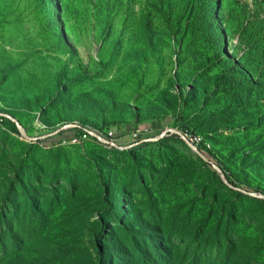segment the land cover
Returning a JSON list of instances; mask_svg holds the SVG:
<instances>
[{
	"label": "rangeland",
	"instance_id": "374dc122",
	"mask_svg": "<svg viewBox=\"0 0 264 264\" xmlns=\"http://www.w3.org/2000/svg\"><path fill=\"white\" fill-rule=\"evenodd\" d=\"M153 1L0 0V116H12L35 138L23 136L12 119L0 122V207L9 212L20 204L32 211L27 198L33 196L49 223L45 241L53 248L70 245L78 264H98L94 235L103 232L100 215L110 218L105 193L126 184L137 202L144 190L137 174L151 170L146 182L167 185L168 204L181 200L195 216L212 214V224L229 222L248 252L232 251L228 264H264V128L255 126L254 116V110L264 111V101L232 104L236 89L205 100L203 78L195 87L190 82L200 74L199 68L193 72L196 46L180 66L188 40L167 30ZM168 3L183 12V0ZM149 11L156 27L143 34L138 20ZM218 11L230 52L242 56L248 49L243 28L264 17V0H221ZM260 70L253 68L255 77ZM189 120L198 130L185 125ZM77 126L98 134L115 128L119 136L117 142L82 139V132L68 130L56 136ZM135 128L150 134L130 144ZM187 128L195 133L187 139L214 156L209 165L180 136L168 131L159 137ZM48 136L56 137L39 142ZM219 160L236 186L214 167ZM196 194L205 200L201 207L192 200ZM215 201L219 211L210 208ZM115 233L132 248L126 230ZM210 239L180 235L167 246L189 264L197 255L215 258L219 247Z\"/></svg>",
	"mask_w": 264,
	"mask_h": 264
},
{
	"label": "trees",
	"instance_id": "16d2710c",
	"mask_svg": "<svg viewBox=\"0 0 264 264\" xmlns=\"http://www.w3.org/2000/svg\"><path fill=\"white\" fill-rule=\"evenodd\" d=\"M46 1L51 2L52 0ZM220 2L221 0H183L182 13H178L174 6L169 5L168 0H154L151 3L155 5V12L158 13L159 19L163 20L167 30L174 34L181 33V37L188 40L187 46L182 44L183 50L178 55L180 66L187 61L185 58L188 55L187 51H192L193 45L196 46V54L199 58L193 72L195 74L199 68L200 74L194 81H192V76H194L192 74L190 82L194 83L193 87H195L198 79L203 78L199 86L205 100L218 93L219 90L229 97L230 91L236 89L235 92H239V95L237 98H234V95L230 96L229 100L232 104L240 105L245 102L247 105L250 103L256 105L264 101V17L257 18L253 23L248 22L244 26L243 39L248 49L242 56H235L229 50L227 36L218 21L217 12H219ZM153 12L144 13L139 18L140 33L152 32L156 27V22L152 18ZM185 14L186 17H183ZM53 19L57 20V17L53 16ZM253 68L256 71L262 68L258 73V78L253 74ZM221 86L224 87L223 90ZM254 111L255 126L264 128V111L261 110V114ZM256 114L260 115L256 118ZM7 119L10 118L3 117L2 122ZM185 125L190 129L198 130L199 128L194 120H189ZM188 128L183 131L195 134ZM67 130L74 131L73 133L83 132V128L74 127L64 129L56 136H61ZM171 135L179 137L177 134ZM56 136L41 138L39 142H47ZM134 142L136 140L131 141L130 144ZM199 148L205 152L208 161L204 162L209 165V162L214 160L212 159L214 156L211 157L210 151L202 144ZM111 150L123 149L113 148ZM215 164L221 167L228 181L236 186L228 171L229 167L221 160L215 161ZM164 171L165 174H163L166 176L171 174L168 169ZM152 173L149 170L144 176L137 174L138 182L141 181L144 188L137 202L133 201L130 194L128 196L129 188L126 184L119 183L115 194H112L111 188L105 193L106 209L110 218H105L103 214L100 215L99 223L103 232L94 235L98 264H188L187 258L181 260L176 254L179 253L177 248L167 246L169 240L180 235L194 239L212 238V243L219 247L213 260L208 258L203 260L200 255H197L196 258L190 260L189 264H228L232 251L236 253L242 250L247 251L241 242L242 239L236 238L235 234L231 233L228 228L229 222L224 225L221 224L223 222L221 220L219 225L212 224V214L201 215L202 217L195 216L193 210L181 200L168 204V200H171L166 194L168 186H160L157 182L149 185L146 182V177L148 179L153 177ZM232 191L242 193L239 190L232 189ZM259 192L264 194V192ZM27 200L36 214L33 210H22L20 204L10 209L9 212H6V206L0 207L4 209V212H0V264H60L61 261L65 264L69 262L78 264L79 255L75 250L70 249V245H62V243L60 247L53 248L51 241H45L47 237L43 235V232L49 225L45 212L38 210L39 203L35 202L33 196L28 195ZM192 200L199 207H201L199 201H205L198 194ZM259 200L264 202L263 199ZM46 202L49 207L52 205V199ZM22 204L25 205L24 200ZM210 208L219 211L218 202L215 201ZM220 212H225V210L221 209ZM221 217L225 219L224 214ZM74 228L71 227L73 232L76 230ZM117 229L128 232L131 236L132 248H129L115 233ZM68 242L72 240L69 239ZM241 243L242 247H240Z\"/></svg>",
	"mask_w": 264,
	"mask_h": 264
},
{
	"label": "built area",
	"instance_id": "2783aa9c",
	"mask_svg": "<svg viewBox=\"0 0 264 264\" xmlns=\"http://www.w3.org/2000/svg\"><path fill=\"white\" fill-rule=\"evenodd\" d=\"M2 121H3V117L0 116V122H2ZM72 128H74V127H72ZM164 132L166 134L168 131L166 130ZM170 132L171 131L169 130L168 134ZM180 132L182 133L184 138H190V140H191V133H184L183 131H180ZM118 133L119 132H117L115 128L109 129L108 134H98V133H94V132H89L83 128V132L80 134V137L82 139L94 138L96 141L117 142V137L119 136ZM149 134H150L149 129L141 130V129L135 128L134 130H130V136L132 137L133 140L143 139L144 137H147V135H149ZM171 134H176V133L171 132ZM198 147H199V145H198Z\"/></svg>",
	"mask_w": 264,
	"mask_h": 264
},
{
	"label": "water",
	"instance_id": "95a60500",
	"mask_svg": "<svg viewBox=\"0 0 264 264\" xmlns=\"http://www.w3.org/2000/svg\"><path fill=\"white\" fill-rule=\"evenodd\" d=\"M9 118L10 119H12V120H14L17 124H18V127H19V130H20V132H21V134L23 135V136H25L27 139H29V140H34L35 138H33V137H31V136H29L27 133H26V131H25V129L23 128V126L22 125H20V123L18 122V121H16V119H14L12 116H9ZM167 131H169V130H167ZM171 132H174V133H176V134H178V135H180L181 136V138H183V140L188 144V146H190L194 151H196L203 159H205L206 161H208V158H207V156L204 154V152L198 147V146H196V145H194L193 143H191L189 140H187V139H185L184 138V136L182 135V133L179 131V130H176V129H173V130H170ZM165 135V132L164 133H162L159 137H161V136H164ZM214 165V167L217 169V171L218 172H221L222 173V176L224 177L225 176V174L223 173V170L221 169V167H219L217 164H213ZM226 180V179H225ZM261 196H264V194H261Z\"/></svg>",
	"mask_w": 264,
	"mask_h": 264
},
{
	"label": "bare ground",
	"instance_id": "6f19581e",
	"mask_svg": "<svg viewBox=\"0 0 264 264\" xmlns=\"http://www.w3.org/2000/svg\"><path fill=\"white\" fill-rule=\"evenodd\" d=\"M185 139H187V138H185ZM188 140V139H187ZM103 142H106V141H103ZM192 143V142H191ZM194 144V143H193ZM115 146H118L117 144H115ZM119 147V146H118Z\"/></svg>",
	"mask_w": 264,
	"mask_h": 264
}]
</instances>
